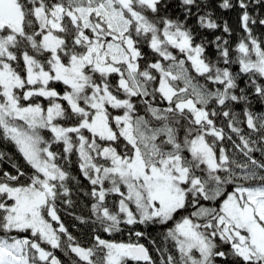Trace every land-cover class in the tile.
Returning a JSON list of instances; mask_svg holds the SVG:
<instances>
[{
    "label": "snow or ice",
    "instance_id": "snow-or-ice-1",
    "mask_svg": "<svg viewBox=\"0 0 264 264\" xmlns=\"http://www.w3.org/2000/svg\"><path fill=\"white\" fill-rule=\"evenodd\" d=\"M239 7L247 36L235 60L227 41L210 42L219 67L186 23L219 27L201 0H0V264H157L138 240L75 242L58 214L79 185L73 154L93 201L76 219H91L93 232L159 226L176 250L157 248L160 264H264V114L243 110L252 139L228 108L248 101L235 92L240 74L264 101V41L248 0Z\"/></svg>",
    "mask_w": 264,
    "mask_h": 264
},
{
    "label": "trees",
    "instance_id": "trees-1",
    "mask_svg": "<svg viewBox=\"0 0 264 264\" xmlns=\"http://www.w3.org/2000/svg\"><path fill=\"white\" fill-rule=\"evenodd\" d=\"M229 4L232 5L230 8H221L220 5L223 3V0H201L202 11L200 14L211 13V19L214 20L219 27L217 29H207L200 28L197 24V17L193 15L189 18L186 23L191 27L196 33V43H200L201 40H204L206 43V54L209 59L217 63V66L224 67L223 60L218 59V52L216 48V44L210 43L211 41H215L216 37H221L219 41L216 43L223 44L224 41H227V47L230 51L231 58L235 60L238 53L236 51V45L240 41L241 38L246 37L247 33L241 28L240 25V15L241 9L239 7V0H228ZM249 2V14L252 16L256 23L249 24L252 29L253 36L258 41H264V25L259 23L260 19H264V0H248ZM203 5H206L204 7ZM192 11L195 13L196 8L193 7ZM173 16L178 15L176 11H173ZM180 19H183L181 16ZM225 22L227 23L230 32L225 33L223 31V27ZM144 52L151 57L153 54L150 52L148 48H144ZM230 70L234 73L239 72V64L233 63L230 66ZM194 74V73H193ZM195 75V74H194ZM115 77L113 80L115 81ZM199 79V78H198ZM248 76L246 74H240L237 79V83L239 87L235 90L237 94H239V89H245V94L248 95L247 102H232L228 104V108L237 114V118L240 120V124L238 125L242 133L246 136H251L252 139H258L257 133L252 132V130L247 128L246 118L243 115V110L245 107H248L253 114H264V101H261L259 97H257L254 93V89L250 86L248 81ZM200 83H205L203 79L199 80ZM258 83H264V78H260L257 80ZM55 87L58 90H62L63 86L60 84H56ZM213 90H215V85L211 86ZM161 107L164 105L161 104ZM215 108L224 110L222 106L214 105ZM140 114H144L143 107L140 109ZM216 123L218 127H224L226 134L232 135L233 139L239 143V138L235 133H231V131L227 128V118H224L222 115L216 118ZM45 135L48 133L45 131ZM226 146L231 150V143L227 140L225 141ZM62 147V146H61ZM6 151L9 153L15 154V150L8 146ZM254 155L257 158L261 157V153L256 152ZM16 160L23 165V159L18 154H15ZM78 159L77 155L73 154L71 156L70 163L68 164L69 171L73 176H77L79 178V185L76 182H70V187L72 188V193L70 199L73 201L72 205H65L63 203L58 202V206L60 208L59 215L61 217V222L64 223L68 232L75 238V242L80 243L84 247H89L93 243V238L95 235H100L103 239L114 240L117 242H138L143 243L149 249L150 254L153 259L157 261V264H160V253L156 250L157 248H168L171 249L172 252L176 250L172 248L171 241H165L163 239V230L159 226H149V225H135V226H125L120 233H104L102 231L97 230L93 232V227H97L98 225H93L91 219H89L88 223L82 224L79 220L76 219L77 216L90 217V206L93 202L90 197L84 195L85 192L91 191V185L89 182L83 178L80 174L78 168ZM3 167L6 170L12 171L10 165L5 163ZM112 197H109V202L111 203ZM192 210V209H190ZM187 213H181L180 215H184ZM179 218V217H177ZM55 227H58L56 222H53ZM171 226V225H169ZM136 231H143L146 233V236L137 238L134 233ZM62 239L66 240V237H62ZM150 240H155V243H151ZM47 248V250L54 252L65 262L68 261V257L64 255V252L60 249H52ZM178 255V253H176ZM74 256V254H71ZM129 264H136L134 261H130ZM217 264H222V261L218 258Z\"/></svg>",
    "mask_w": 264,
    "mask_h": 264
},
{
    "label": "rangeland",
    "instance_id": "rangeland-1",
    "mask_svg": "<svg viewBox=\"0 0 264 264\" xmlns=\"http://www.w3.org/2000/svg\"><path fill=\"white\" fill-rule=\"evenodd\" d=\"M49 246H50V245H46L45 247H46V248H50Z\"/></svg>",
    "mask_w": 264,
    "mask_h": 264
},
{
    "label": "water",
    "instance_id": "water-1",
    "mask_svg": "<svg viewBox=\"0 0 264 264\" xmlns=\"http://www.w3.org/2000/svg\"><path fill=\"white\" fill-rule=\"evenodd\" d=\"M143 244V243H142ZM145 245V244H144ZM146 246V245H145Z\"/></svg>",
    "mask_w": 264,
    "mask_h": 264
}]
</instances>
